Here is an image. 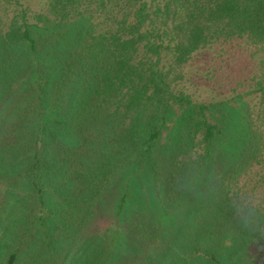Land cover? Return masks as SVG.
Segmentation results:
<instances>
[{
  "label": "trees",
  "instance_id": "16d2710c",
  "mask_svg": "<svg viewBox=\"0 0 264 264\" xmlns=\"http://www.w3.org/2000/svg\"><path fill=\"white\" fill-rule=\"evenodd\" d=\"M28 11L7 12L0 30V86L4 80L11 96L22 91L8 109V127L0 128V154L15 161L43 214L41 230L16 234L5 264H65L56 255L61 238L84 231L127 164L150 172L157 198L175 205L214 160L224 133L215 113L253 96L256 115L245 100L247 147L232 176L259 180L240 209L249 238L234 247L228 263L260 261L253 250L264 251V175L255 171L264 167V0H52L34 22ZM217 49L239 93L217 102L198 99L190 92L196 83L189 68ZM8 100L0 94V103ZM175 107L185 112L183 145L162 169L157 153ZM254 192L259 202L249 201ZM101 237L107 235L95 234L75 254L82 264L108 263ZM203 240L188 246L193 260L177 253V261L227 262L217 237ZM170 256L176 262L174 250Z\"/></svg>",
  "mask_w": 264,
  "mask_h": 264
},
{
  "label": "rangeland",
  "instance_id": "374dc122",
  "mask_svg": "<svg viewBox=\"0 0 264 264\" xmlns=\"http://www.w3.org/2000/svg\"><path fill=\"white\" fill-rule=\"evenodd\" d=\"M51 1L0 0V30L4 27L7 12L14 15V10H17L21 14L20 11L27 7L30 9L29 21L34 22L35 15L47 10ZM217 50L216 53L212 51L197 57L189 68L196 83H190V92L198 99L217 102L236 97L239 93H234V85L228 78L231 68L227 57H217L220 53ZM236 69L233 66V71ZM3 81L0 94L9 100L0 103V128L8 127L5 121L10 114L8 109L14 107L22 94L20 91L11 96L8 85H3ZM19 87L21 89L22 85ZM245 100L250 103L255 116L258 98L253 96ZM245 100L230 101L215 113L214 116L221 119L224 133L217 141L214 160L194 176L175 205L165 203L164 206L157 198L150 172L141 171L138 162L127 164L113 176L111 184L97 201L94 216L84 231L74 237L61 238L62 243L56 247L59 261L66 259L65 264H82L80 255L75 254L82 251V247L97 234L107 235L101 237L106 242V251L100 254L108 259L107 264H189V261H177V253H181V259L189 257L193 260L196 254L191 252L187 256L188 246L191 249L193 242L215 237L219 240V251L223 252L227 261L224 264H229L234 247L243 237L249 238V224L240 209L249 197L247 189L259 180L252 174L232 176L247 147ZM184 117L185 112L180 108L173 109L157 153L162 169L173 163V158L179 153L178 148L183 145ZM14 163L6 153L0 154V264H5L7 251L13 246L16 234L25 237L26 231H30L26 232L30 235L41 230L43 209L38 203V195L17 176ZM255 171L264 175L263 166ZM235 179H238L237 182ZM123 197L126 199L124 203ZM259 197L254 192L249 201L259 202ZM19 200L22 201L16 204ZM173 250L176 262H172L173 257L170 256ZM48 252L46 250L43 255ZM253 253L260 258L256 264H263L264 251L253 250Z\"/></svg>",
  "mask_w": 264,
  "mask_h": 264
}]
</instances>
